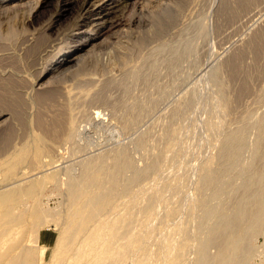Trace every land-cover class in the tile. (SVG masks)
<instances>
[{
    "label": "rangeland",
    "instance_id": "obj_1",
    "mask_svg": "<svg viewBox=\"0 0 264 264\" xmlns=\"http://www.w3.org/2000/svg\"><path fill=\"white\" fill-rule=\"evenodd\" d=\"M3 1L4 3L0 6V108H4L0 109V111H6L7 114L4 115L0 122V163L15 149L22 147L28 140L30 141L31 135L42 134V131L44 136L47 134L45 136L46 145H51L52 149L48 147V153L44 157L40 156L37 160L34 159L35 155L30 153V157H33L32 161L20 164L16 168L14 167V172H12L14 176L25 175L27 174L25 172L30 173L34 168L41 170L43 165L51 171H58L60 173L58 185L55 188V185L47 183L39 194V201L45 209L60 212L63 208L62 193L67 187V179L79 180L80 163L82 160L83 162L85 159L89 161L101 156L106 158V156L108 157L118 149L126 146L133 162L135 161V168L143 170L147 167L151 157L158 156L164 150L169 149V147H166L167 142V146L170 144V147L175 143V146H177H173L174 149L166 151L168 153L164 151L165 157L162 153V158L164 157L163 159L165 160L161 161L163 163H160V166L162 164L163 167L161 166L158 171L149 174L148 178H146L148 181L142 180L138 183L140 186L138 184L133 186V189L135 188L134 191L136 190L133 193L136 194L141 189L143 198L146 197L145 195L150 194L151 192L149 191H153V188L159 189L158 187L163 182L162 186L164 185L167 191H164V188L161 186L163 188L162 191L166 194L172 191L167 196L159 192V197L154 201L152 214L145 217V219L142 215L143 223L140 216V219H137L138 223L141 221V224H144L143 226L140 224V230L143 227L142 232L144 233H146L149 223L152 226L154 224L159 226L157 227L156 225V231L160 232H157V234L155 232V238L151 237V243L154 242L152 243L153 246L149 242L151 248L156 249L153 253L155 254L158 250L159 252L155 255L153 254V257L148 258L149 260L142 261L140 258L142 252L139 248L140 246H133L132 250L127 252L126 259L122 263L130 264L133 260L131 264H154V262L155 264L157 262L159 264L161 262L160 259L163 256L165 258L164 254H170L169 248L171 246L169 248L166 247L162 240H166V238L171 236L169 233L172 232L170 228H172L173 221L174 223L176 222L175 224L173 223L174 225L178 223L179 226H183L184 222L189 223L191 221L189 225H192L194 222V220L192 221V215L190 217L186 216H189L188 212L191 214V210L189 209H191L192 201L195 200L197 184L195 181L198 178L199 168L204 161H208L210 157L212 158L213 154L214 156L217 154V143L221 132H225L226 128L235 125L234 123L239 119V116L241 117L247 110L254 112L255 109L256 112L254 113L259 112L257 115L263 112V107L261 106L264 103L257 101V98L259 100L258 95L262 91L260 89L264 91V71L258 76L256 69L258 66H261L257 61L261 64L264 63V37L261 41V57L259 55L256 58L257 61L251 56V42H253V38H255L260 30H264V0H258L259 2L257 1L256 4L254 2V5L251 4L248 7V11L245 9V11L237 12L238 14L235 13L233 16L231 14L229 16L227 13L221 11L224 0H129L126 3L121 2L123 0H112V6H110L112 8L115 4L116 8L114 6L112 13L108 9L110 11V18L112 20L118 19L119 23L116 21L111 27L106 28L98 34H101L102 38L106 37L107 41L96 44V46H91L92 48L89 47L77 64L55 70V72L50 74L46 73L41 80H38V78L43 72V68L48 64H53L57 52H59V55L70 52L74 46L89 37L96 36L95 42L98 43L97 41H100V37L96 34L98 30L94 21V18H97L98 15L95 14L96 11L92 12L91 15L90 13L84 16L82 14L81 16L78 15L79 7H77V2L79 0H71L66 5V10L61 12L59 17L56 15L63 4L61 0ZM238 1L229 0L228 2L234 4ZM18 2H20L19 6ZM140 4H144L143 9H140ZM55 19L57 20L56 22H54ZM9 30L12 32L10 31L11 33H9ZM4 34H12L13 36L9 35L10 37H8ZM108 34L109 36H107ZM45 47L48 49L47 52H43ZM248 52L251 53L249 54ZM240 53L244 55L242 56V60H244L242 61L244 72H239V76L237 74V78H234L235 80H229L231 78L229 77V69L226 63L229 58ZM258 58L261 59L258 60ZM217 69L220 72L218 80L214 75ZM134 70L136 73L138 71V73L137 78L133 81L128 74L133 73ZM244 73L245 75H243ZM247 73H249L248 76L252 77L250 78L248 89L251 88L242 95L238 103H234V108L232 107L230 111L226 110L224 104L225 96L229 97V100H233L232 96L234 95L235 97L236 88L238 89L242 79H246ZM128 76L132 81L128 79ZM138 77L140 78L138 79ZM219 80L225 85L224 93L220 91L221 85ZM126 86L127 88H125ZM123 89L127 90L124 91ZM46 94L48 95V99L45 97ZM40 97L42 101H39ZM36 99L37 102L35 101ZM134 100L143 102L145 110L141 113L142 117H139V121L132 128L129 127L131 129H126L123 126L122 114L127 106L135 102ZM187 101L188 105L192 103L189 105L190 107L186 105L185 109H183V114H180L181 116L178 115L180 118L177 116V120L173 121L170 117L173 108L175 109L178 106L181 108L180 106L187 103ZM256 107H260L261 110L259 109L258 111ZM7 109H11L12 111ZM206 110L207 112L205 113ZM59 120L62 121L60 122ZM167 122L169 123L167 124ZM40 123L44 127H41ZM54 123L56 124L54 125ZM47 124L48 128L45 127ZM59 124L62 126H59ZM57 125L59 129H56L58 128ZM163 126L166 127L164 128ZM44 128L48 129V131ZM183 128H186L187 132ZM41 129L43 130L41 131ZM70 129L73 130L75 135L73 140H69L67 137ZM179 130L180 132H178ZM213 130L215 131L213 132ZM170 131L172 132L171 134H174L172 136L175 139L177 138L175 142L174 138H171L173 144L170 143L172 140L170 142L167 141L169 139L166 140V136L168 138ZM29 132L31 135H28ZM45 132L47 133L45 134ZM163 132L164 134L161 135ZM50 134L55 135H53L54 137L52 135L50 137ZM181 134H185L183 136L184 139H181L183 138ZM142 136L144 137V146L138 145V139ZM52 139L54 141L56 139V143L58 144L54 143ZM162 140L163 142L167 141L166 143L162 142L164 146L161 144ZM139 146L140 148H138ZM7 150L8 152H6ZM245 154L249 155L248 152ZM177 162H179L178 165ZM17 168L20 169L19 174H17L19 170ZM128 172L127 175L130 176L131 172ZM8 174L9 176H7ZM11 174L9 170L6 172L0 171V183L11 182ZM39 174L40 178L44 176L43 171ZM27 183L25 182L21 186H29L30 183ZM161 187L160 189H162ZM141 192V196H138L140 198L137 197L136 200L140 199L141 201ZM160 193L163 195L161 194V196ZM128 197L124 201L126 204H129L131 200V197ZM172 214L177 215L176 217L174 216L175 219ZM178 216L181 218L177 220ZM184 217L187 220L190 219L189 222L184 221ZM169 221H172V223ZM135 225L134 228L139 226V224ZM192 226L190 227L192 228ZM23 228L21 233L15 235L10 243L7 242L5 249L2 248L3 250L0 252V264H9V255L17 254L18 249L23 245L29 250L23 252L21 263L19 264H91L89 261L93 256V248L94 246L96 247L94 243L89 242L84 247L82 254H76L74 249L69 250L64 254L65 259L58 263L54 260V255L59 248L60 230L56 229L51 222H44L37 228L32 229L31 219H27ZM136 229H139V227ZM136 229L134 230L136 231ZM144 229L146 230L144 231ZM149 229L148 232L150 231ZM174 236L177 237L175 234ZM175 237L173 238L174 241H176ZM255 237L251 240L254 250L251 258L252 262L259 264L262 262V257L260 258L262 255L260 253L264 249V236ZM4 244L5 241L2 245L5 246ZM255 247L256 249H254ZM216 253V247L212 246L211 249L209 248V254ZM147 260L150 262L146 263Z\"/></svg>",
    "mask_w": 264,
    "mask_h": 264
},
{
    "label": "bare ground",
    "instance_id": "obj_2",
    "mask_svg": "<svg viewBox=\"0 0 264 264\" xmlns=\"http://www.w3.org/2000/svg\"><path fill=\"white\" fill-rule=\"evenodd\" d=\"M9 1L10 0H8V2ZM61 1L63 2V4L59 8V11L57 12L56 16H58V17L61 14V12L66 10V5L69 2H71V0H61ZM128 1L129 0H123L121 2L126 3ZM228 1L229 0H227V1L224 0L223 5L221 6L222 7L221 11L223 13H227L229 16H230V14L233 16V14H235L237 12L239 13L240 11H242V12L245 11V9L247 10L251 4L252 5L256 4L258 0H239L238 2H235L234 4H231ZM3 3H4V1L0 0V6H2ZM19 3L20 2L17 3L18 6H19ZM77 3H78L77 7H79L78 8V15H80V16H81V14L84 16V15H87L89 13L91 15L92 12L96 11L95 14H97L98 17L94 18V21L96 22L95 25L97 26V30H98V32L96 34H97V36L100 37V41H97L98 43L95 42L96 36L89 37V38L85 39L83 42L74 46L70 50V52H67V53L61 54V55H59V52H57L56 54L54 53L55 58L53 60V64L52 65L48 64L45 68H43V72L39 76L38 80L43 79L46 73L50 74L52 72H55V70L70 67L73 64H77V62H79V60L82 59V55H85L83 53L89 47L94 46V45L96 46V44L104 43L105 41H107L106 37L103 36L104 38H102L101 34L100 35H98V34L103 32L106 28L111 27L118 20L117 18H116L117 20H115V19L112 20L110 18V11L109 10H111V13H112L114 11L113 10L114 6L116 8L115 4L111 8L112 0H79ZM13 6H15V5H13ZM139 6H140V9H143L144 4H140ZM11 7H12V5H11ZM160 8H162V7H160ZM8 11H9V9H8ZM68 11H69V9H68ZM78 15H77V17H79ZM56 21L57 20L55 19L54 22H56ZM10 31L11 30H9V33L12 32V31L11 32ZM116 32H118V30H116ZM7 34H4V35H7ZM13 34H14V32H13ZM9 35H12V34H9ZM9 35H7V36L10 37ZM107 36H109V34ZM263 37H264V30L263 31L260 30V32L255 36V38H253L254 39V40H252L253 42H251V44H252L251 45V48H252L251 49L252 50L251 56L253 57V59H255V61H257L256 58L260 55L261 48H262L261 41H262ZM141 41H142V39H141ZM43 44H44V42H43ZM40 48H41V46H40ZM46 48L47 47H45L43 49V52H47L48 49H46ZM54 54H52V56H54ZM242 56H244V55H242L241 53L236 54L235 56L229 58L227 63L224 60L228 66V69H229V77L231 78L229 80L234 79L239 72H242V73L244 72L243 71V65H242V63H243L242 61H244V60H242ZM259 57H261V55ZM259 59H261V58H258V60ZM253 62H254V60H253ZM257 63H259L261 65L260 67L258 66V68L256 67L257 64L255 65V67L257 68L256 74H258V76H259V74L261 75L262 72L264 71V66H263L264 63L261 64L258 61H257ZM244 70L246 73V71H247L246 67ZM248 71H250V70H248ZM137 73H138V71H137ZM137 73L134 70L133 73L128 74V75H130V77L134 81L137 78ZM219 73L220 72L218 71V69L214 73V75L217 77V80L220 77ZM245 73L243 75H245ZM248 74L249 73H247V75H246L247 76L246 79H242V82H240L238 89L236 88L237 92L234 91L236 94H235V97H234V95L232 96V99H233L232 101H231V99L230 100L228 99L229 97L227 98V96H225L226 99H224L225 101L224 100L223 101H224L226 110L230 111L232 109L234 103L235 102L238 103V101H240L242 95H244V93L248 92L247 90H249L251 88L250 87L248 89L249 81H250V78H252V77L250 75L248 76ZM263 74H264V72H263ZM209 76H212V75H209ZM238 76H239V74H238ZM130 77L128 79H130ZM125 78H127V77L125 76ZM139 78L140 77H138V79ZM219 82L221 85L220 91L222 93H224L225 85H224V83H222L221 80H219ZM123 85H122V88H123ZM125 88H127V86ZM16 89H18V88H16ZM123 90L126 91L127 89H123ZM261 90L263 91V89H260V91ZM155 91H156V89H155ZM12 92H14V91L12 90ZM163 92H165V91H163ZM260 93L258 95L259 100L257 98V101H261V103H264V91L261 94ZM13 94H15V93H13ZM43 96H44V94H43ZM43 96H42V98H43ZM221 96H222V94H221ZM45 97H47V99H48L47 94ZM38 98H39V96H38ZM52 98H53V96H52ZM159 98H160V96H159ZM49 99H50V97H49ZM35 101L37 102V99ZM39 101H42L41 97H40ZM43 101H44V98H43ZM50 101H51V99H50ZM154 101H156V100H154ZM184 104L182 106H180L181 108H179L178 105H177L178 106L177 108H175V109L173 108L171 116H170L173 121L177 120L178 115L183 114L182 113L183 109H185L186 105H188V101H187V103H184ZM190 104H192V103H190ZM44 105H45V103H44ZM127 105H129V104H127ZM188 106H187V108H188ZM191 106H193V105H191ZM120 107H121V105H120ZM261 107H263L262 108L263 112L260 113V115H257V114H259V112H258L259 109L261 110L260 107H256V108H258L257 109L258 113H254V112H256L255 109H254V112L252 110H247L242 114L241 117L239 116V119H237L236 123H234L235 125H231V127H229L230 126V124H229V126H228L229 128H226L225 132H221L220 135L218 134L219 139L217 138L218 139L217 154L215 156L213 154L212 158L210 157L211 159L210 158H209V160L207 159L208 161H206L204 159L206 162L204 161V163L199 168V172H198L199 174L197 173L198 178H196V181H195V182H197L196 189H195L196 190L195 191L196 192V195H195L196 198L194 197L195 200L192 201V204L190 207L191 209L188 208L189 210H191L190 211L191 214L188 212L189 216H186V217H190V215H192L191 217L193 219L192 218L191 219H192V221L194 220L193 223H195V224H194V226H192L193 223H192V225L191 224L189 225V223H191V221L189 222L190 219L188 218L189 220H187V218H185V217H184V221L189 222V223L184 222L183 226H181V225L179 226L178 223L176 225H174L176 222L174 223V221H173V223H174L173 224L172 221H169L172 223V228H170V230L172 232L169 233V234H171V236L168 235V233H167V235L170 236L171 239H169L170 238L169 237V238H166V240H162V242L164 241L165 246L168 248L171 246L169 248L170 254H167V255L164 254L165 258H163L164 257L163 256L162 257L163 259L162 258L160 259L161 262L159 264H255L254 262H252V258H251L252 253L254 251L253 245H251V240L255 236H258V237L260 235L264 236V105ZM2 108H4V107H2ZM2 108H0V109H2ZM144 108H145L144 103L140 102V101H138V102L135 101L131 105L127 106L125 108L123 114H122L123 126L126 129L127 128L131 129L136 124V122L139 121L138 120L139 117L140 116L142 117L141 113L145 110ZM7 110H9V109H7ZM9 111H7V112H9ZM206 112H207V110L205 111V113ZM6 114H7L6 111H0V122L2 121V118L4 117V115H6ZM14 114H15V112H14ZM145 114H147V113H145ZM63 115H64V113H63ZM180 116H178V117L180 118ZM182 118H184V117H182ZM42 119H44V118H42ZM35 121H37V120H35ZM42 122H43V120H42ZM183 122H184V120H183ZM168 123L169 122H167V124ZM34 124H36V123H34ZM55 124L56 123H54V125ZM66 124H68V123H66ZM180 124H182V123H180ZM208 124L210 125V123H208ZM60 125L61 124H59V126ZM175 125H177V124H175ZM36 126H37V124H36ZM38 126H40V125L38 124ZM42 126L43 125L41 124V127ZM59 126L57 125L58 128H56V127L55 128L59 129ZM45 127L48 128V124ZM129 127H131V128H129ZM179 127H180V125H179ZM184 127H185V125H184ZM168 128H170V127H168ZM181 128H182V126H181ZM172 129H174V128H172ZM212 129H215V128H212ZM42 130L43 129H41V131ZM45 130L48 131V129H45ZM53 130L55 131V129H53ZM175 130H176V128H175ZM216 130H217V128H216ZM54 131H53V133H54ZM57 131L59 132V130H57ZM214 131L215 130H213V132ZM30 132L28 133V135L30 134ZM178 132H180V130ZM41 133L42 134H36V135L30 134L32 136V137L30 136L31 137L30 141L29 140L27 142L25 141L26 143L24 142L25 144L22 147L17 148L14 151L12 150L13 152L10 155L6 156L3 160V162L0 163V171L6 172L9 170L12 173L10 175V177L12 176L10 179V180H12L11 182H8L5 184H2L4 182L0 183V252L3 250L2 248L5 249L7 242L10 243L13 240V237L15 235L21 233V231L24 229L23 225L27 221V219L32 220V229L37 228L40 224H42L44 222H51L52 225L56 229L60 230L59 242H58L59 248H58V251L54 255V260L57 261L58 263L62 262L65 259L64 254L67 253L71 249H74L76 254H82V252L84 251V247L89 242H92V243H94V245H96V247L94 246V248H93L92 259L89 261V263H91V264H122L126 259L127 252L132 250L133 246H136V247L140 246L139 248L142 250L143 253L141 252V256L140 255L139 256H140L142 261H145L146 259L153 257L157 252H159V250H158L154 254L153 252H155L156 249L154 250L150 246L151 237L155 238V232H156V234H157V232H160V231H156L157 230V228H156L157 224L156 225L154 224V226H155L154 227L149 223L150 225L148 224V226L150 227V229H149V227H147V228L150 231L148 232V229H147L146 233L142 232L143 227H142V230H140L141 229L140 224H141V221L143 223V217L145 219V217L150 216L152 214V211L154 210V203H155L154 201L156 200V198L159 197V192L164 193V195L166 194L164 192L166 190V188H164L165 187L164 185L162 186V184H164V182L161 184V186L164 188V191H162L163 188L160 185L159 186L162 189H160V187H158V188L161 191L157 188L154 189L153 188L154 186H153L152 187L153 191L148 190L151 193L148 195L144 194L146 196L144 198H143V193L141 192V189H140V192L142 194L141 201H140V199L136 200V198L140 195V192L137 191L136 194L137 193L138 194H137V196H135L136 194H134L133 192H135L136 190L134 191L135 188L133 189V186L135 184H138L142 180L148 181V179H146V178H148L147 176L154 171H158V169L162 166V164L160 166V163H163L161 161L165 160V159H163L166 155L165 152L168 151L169 149H172L173 146L174 147L177 146V145L175 146V143L173 146L171 145L172 147H170V144L167 146V144H168L167 141L170 142L172 140L171 138L174 136V134H171L172 132L170 131L169 132L170 135L168 134L170 137L168 136V138H167V136H166V140L169 139L166 141L167 142L166 147H169V149L164 150L165 152L164 151L161 152L160 154H158V156L151 157L147 167L143 170L135 168V165H134L135 161L133 162V159L131 158V155L129 154V150L126 148V146L118 149L117 151H115L114 153L109 155L108 157L106 156V158L104 156L103 157L101 156V157H96V158L89 160V161L87 159H85V161L83 162V160H82V162L80 163V166H81V169L79 172L80 176L78 177V175H77L79 180L74 181V180L67 179L68 180L67 181V187L65 188V190L62 193V195H63V208L60 212H54V211H49L42 206V204L39 201V194L41 193V190L44 189V187L46 186L47 183L55 185L54 187L56 188V186L58 185V180L60 181V179H59L60 173L58 171H53V170L51 171L49 168H46L45 165H43L41 167V170L40 169L38 170L37 168L36 169L34 168V170L31 169L33 171H31L30 173L25 172L27 174H25V175L23 174L24 176L23 175H20V176H17V175L14 176L13 175V172H14L13 169H15L16 166L23 164L25 162H28V161H32L33 157H30V153L31 154L33 153L35 155L34 156L35 160L40 158V156L44 157V155H46L48 153V147H50L51 145H49V146H48V144L46 145L45 136L47 135L46 134L47 132H45V134H46L45 136L43 135V131ZM23 134H25V133H23ZM162 134H164V132L161 133V135ZM51 135L52 134H50V137H52L55 134H53L52 136ZM178 135H180V133H178ZM250 135H252V136H250ZM74 136L75 135H74L73 130L70 129L69 133L67 134L68 139L73 140ZM181 136L183 137V136H185V134L184 135L181 134ZM19 137H21V136H19ZM47 137H49V136H47ZM59 138L61 139V137H59ZM160 138H162V137H160ZM160 138H159V140H160ZM173 138H174V142H175V140L177 138L176 139H175V137H173ZM212 138H213V136H212ZM181 139H184V137ZM186 139H187V137H186ZM162 142H163V140L161 141V144H162ZM166 142H163V143H166ZM172 142H173V140L170 143L173 144ZM54 143H56V139H55ZM194 143H195V141H194ZM56 144H58V143H56ZM138 145L144 146V137L143 136L140 139H138ZM140 146L138 148H140ZM11 147H9V148L11 149ZM50 148L52 149V147H50ZM188 149H189V147H188ZM160 150H161V148H160ZM6 152H8V150ZM81 152H82V149H81ZM246 152H248L249 155L245 154V155H247V156H245L244 153H246ZM108 153H109V151H108ZM166 153H168V152H166ZM4 155H6V154H4ZM162 155L164 156L163 158H162ZM169 157H171V156H169ZM180 159H179V161H180ZM37 162H39V161H37ZM178 163L179 162H177V165H178ZM31 164H32V162H31ZM22 166L24 167V165H22ZM183 166H185V165H183ZM17 169H19V168H17ZM19 171H20V169L17 171L18 173L17 172L16 173L19 174ZM42 171L44 173L43 174L44 176L40 178V176H38V175H40L39 173ZM128 171L131 172L130 176L127 175ZM130 172H128V173H130ZM182 174H183V172H182ZM7 176H9V174ZM149 177H151V176H149ZM158 179H160V178H158ZM25 182L30 183V185L29 186H25V185L21 186ZM149 183H150V181H149ZM167 189H168V187H167ZM169 191H171V190H169ZM162 193H160V195ZM170 193H172V191ZM170 193L168 192V194H166V196L170 195ZM127 197L128 198L131 197L129 204H126L124 202L127 199ZM138 198H140V197H138ZM170 199H171V197H170ZM158 203H159V201H158ZM186 205H188V204H186ZM172 206H173V204H172ZM173 211H172V213H173ZM177 213H175V214H177ZM175 214L174 215L172 214L174 219L177 216V215L175 216ZM142 215H143V217H141ZM172 215H171V217H172ZM139 216L142 218V220L138 223L137 219L138 218L140 219ZM179 218H181V217L178 216L177 220ZM135 224H139V226H138L139 229H136L138 227L134 228L136 226ZM185 224H187V225H185ZM143 225L141 224V226H143ZM159 225H160V223H159ZM190 226H192V228ZM157 227H159V226L157 225ZM134 229H136V231ZM145 230L146 229H144V231ZM179 232H181V233L178 234ZM172 234L177 235V237L174 236L176 241L173 240L174 237ZM158 236H160V235H158ZM149 238H150V241H149ZM4 241H5V244H4L5 246L2 245ZM158 242H160V241H158ZM158 242H156V244H158ZM152 243H154V242H152ZM156 244H154V245H156ZM161 245H163V243H161ZM152 246H153V244H152ZM165 246H164V248H165ZM212 246L217 248L216 254H209V248L211 249ZM152 249H153V251H152ZM254 249H256V247ZM18 250L19 251L17 252V254L9 255V264L21 263V258H22L23 252H27L29 249L23 245ZM137 250H138V248H137ZM171 250H173V252H171ZM133 251H131V252H133ZM260 254L262 255V256H260V258L262 257L261 258L262 262H260L259 264H264V249L262 250V252ZM148 260L146 261V263L150 262ZM154 260H156V259H154ZM157 261H158V259H157ZM131 262H130V264H131ZM154 264H155V262H154ZM157 264H158V262H157Z\"/></svg>",
    "mask_w": 264,
    "mask_h": 264
}]
</instances>
